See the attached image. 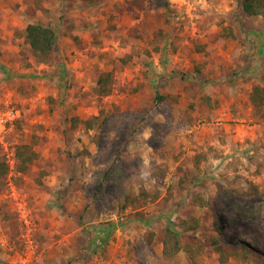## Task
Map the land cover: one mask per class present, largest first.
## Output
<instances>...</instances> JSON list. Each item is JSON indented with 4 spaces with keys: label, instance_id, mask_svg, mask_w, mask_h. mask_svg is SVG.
<instances>
[{
    "label": "rangeland",
    "instance_id": "obj_1",
    "mask_svg": "<svg viewBox=\"0 0 264 264\" xmlns=\"http://www.w3.org/2000/svg\"><path fill=\"white\" fill-rule=\"evenodd\" d=\"M167 3L171 23L156 35ZM30 23L56 30L47 64L24 55ZM225 26L236 39L214 43ZM200 44L213 47L208 64ZM111 69L114 92L99 98L98 75ZM263 72L264 18L241 0H0V144L10 165L0 264H220L212 234L264 255V115L249 98ZM101 108L110 112L102 131L72 128L71 118ZM31 141L39 159L20 174L14 149ZM142 188L150 197L120 210ZM253 190L261 194L241 196ZM198 191L214 211L189 206ZM184 213L201 219L181 234L204 245L196 262L163 254L166 227Z\"/></svg>",
    "mask_w": 264,
    "mask_h": 264
},
{
    "label": "trees",
    "instance_id": "obj_2",
    "mask_svg": "<svg viewBox=\"0 0 264 264\" xmlns=\"http://www.w3.org/2000/svg\"><path fill=\"white\" fill-rule=\"evenodd\" d=\"M81 1L99 5L105 0ZM142 2L143 0H132V3L135 5H140ZM241 7L248 15L261 16L264 18V0H241ZM171 17V8L169 3H167L163 12L165 27L159 29V31L156 32V35L164 36L163 31L170 25ZM22 34L24 42L27 45V49L24 52L26 58H31L37 63L45 64L53 59L57 44V33L52 26L42 23H30L26 26ZM74 39L79 40L78 36H74ZM235 39L236 34L233 27L225 26L221 32L216 34L213 41L216 44H225L226 42L234 41ZM197 49L199 52L204 53V56H202L203 62L208 64L213 47L209 44H200L197 45ZM124 62L128 63L129 61L124 59ZM115 79L114 69L102 71L96 80L94 94L99 98L111 95L115 89ZM262 80L264 81V72L262 74ZM206 97L210 99L209 96ZM249 98L254 110L260 111L264 115V85H254L249 94ZM159 99H167V96H160ZM172 103H175V100H172ZM109 117L110 112L105 108H101L98 114L89 118H71V124L73 129L82 126L88 132L95 131L99 133L105 128ZM35 145L36 143L34 141L16 144L14 154L17 164L16 170L18 173H27L31 166L39 159V153L36 150ZM199 163L200 160L196 162L198 169ZM159 166L160 165L155 166L154 172L151 173L154 178L160 177L158 175ZM9 172L10 165L7 162L5 154L2 153V146L0 144V189L6 187ZM192 176L194 177V180H199L196 172H192ZM260 194L261 193H259L258 190H253L252 192L241 194V196H259ZM150 195V192L145 188H142L139 195H136L134 192L128 193L118 201L120 210H125L131 205H136L140 199L147 200ZM189 206L203 208L209 211L215 210L212 198L207 197L200 191L192 194L189 199ZM6 218L10 219L8 215H6ZM214 223V226L216 227L217 220H215ZM200 227L201 219L189 213H184V215L178 218L175 222H171L164 231L162 240L163 254L168 258H173L181 251H186L192 261L196 262L197 258L205 252L204 245L198 241H194L188 236L183 239L181 234L196 231ZM209 241L210 246L218 254V261L220 264H264V255L246 243L236 245L233 242L223 240L220 235L215 234L210 236Z\"/></svg>",
    "mask_w": 264,
    "mask_h": 264
}]
</instances>
